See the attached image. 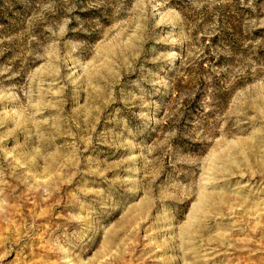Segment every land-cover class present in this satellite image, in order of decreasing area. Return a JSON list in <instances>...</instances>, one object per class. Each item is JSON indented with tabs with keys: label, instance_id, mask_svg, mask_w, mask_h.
I'll list each match as a JSON object with an SVG mask.
<instances>
[{
	"label": "rangeland",
	"instance_id": "374dc122",
	"mask_svg": "<svg viewBox=\"0 0 264 264\" xmlns=\"http://www.w3.org/2000/svg\"><path fill=\"white\" fill-rule=\"evenodd\" d=\"M0 264H264V0H0Z\"/></svg>",
	"mask_w": 264,
	"mask_h": 264
}]
</instances>
